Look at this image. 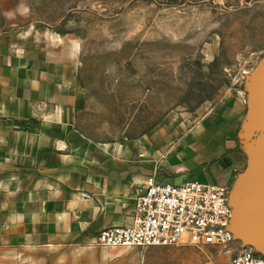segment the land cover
<instances>
[{"label":"crops","instance_id":"0c3cea01","mask_svg":"<svg viewBox=\"0 0 264 264\" xmlns=\"http://www.w3.org/2000/svg\"><path fill=\"white\" fill-rule=\"evenodd\" d=\"M37 40L0 32V264H110L117 252L95 237L132 225L154 171L159 182L235 186L240 227L264 248V118L247 91L182 130L96 140L78 126L86 96L75 45Z\"/></svg>","mask_w":264,"mask_h":264},{"label":"rangeland","instance_id":"374dc122","mask_svg":"<svg viewBox=\"0 0 264 264\" xmlns=\"http://www.w3.org/2000/svg\"><path fill=\"white\" fill-rule=\"evenodd\" d=\"M6 1L0 32L75 45L78 126L96 140L185 129L264 66V0ZM240 247H110V264H228Z\"/></svg>","mask_w":264,"mask_h":264},{"label":"built area","instance_id":"2783aa9c","mask_svg":"<svg viewBox=\"0 0 264 264\" xmlns=\"http://www.w3.org/2000/svg\"><path fill=\"white\" fill-rule=\"evenodd\" d=\"M156 170V169H155ZM230 186L196 180L159 182L156 171L137 192L133 223L97 233L93 244L145 249L153 246H227L236 241L229 229ZM228 264H264V255L242 246Z\"/></svg>","mask_w":264,"mask_h":264},{"label":"water","instance_id":"95a60500","mask_svg":"<svg viewBox=\"0 0 264 264\" xmlns=\"http://www.w3.org/2000/svg\"><path fill=\"white\" fill-rule=\"evenodd\" d=\"M248 88L245 89L249 96V103L254 110L255 114L264 118V66L258 72L254 80L248 82ZM235 186L230 187L228 194L229 204L232 209V217L229 224V229L233 233L236 240L241 241L242 246H251L257 252L264 255V248L260 245L253 243L247 239L243 230L240 227L239 217L237 212V197Z\"/></svg>","mask_w":264,"mask_h":264}]
</instances>
